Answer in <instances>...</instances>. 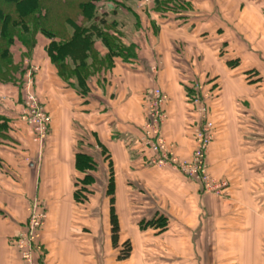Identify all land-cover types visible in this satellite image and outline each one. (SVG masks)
Wrapping results in <instances>:
<instances>
[{
	"label": "crops",
	"instance_id": "0c3cea01",
	"mask_svg": "<svg viewBox=\"0 0 264 264\" xmlns=\"http://www.w3.org/2000/svg\"><path fill=\"white\" fill-rule=\"evenodd\" d=\"M121 1L101 0L97 10L126 51L108 56L94 37L99 61L110 64L96 65L84 87L60 76L43 35L21 82H0V264H23L15 240L35 200L48 214L36 264H264V0ZM31 77L52 115L39 143L20 119ZM205 81L218 85L207 164L229 182L225 196L152 165L142 143L160 87L169 96L164 138L190 160L199 121L187 95ZM78 152L97 163L85 202L75 199ZM127 241L131 254L120 259Z\"/></svg>",
	"mask_w": 264,
	"mask_h": 264
},
{
	"label": "trees",
	"instance_id": "16d2710c",
	"mask_svg": "<svg viewBox=\"0 0 264 264\" xmlns=\"http://www.w3.org/2000/svg\"><path fill=\"white\" fill-rule=\"evenodd\" d=\"M100 1L0 0V82L17 84L25 74L21 62H15L13 46L16 41L19 40L24 48L21 58H31L38 37L43 35L51 40L47 51L60 76L67 81L75 77L84 87L96 65H106L108 62L110 64V57L108 62L99 61L94 37L103 39L110 51L108 56L113 53L123 54L126 51L117 35L111 33V30L115 29L108 23L106 14L97 10ZM130 1L132 0H122L121 4L126 6ZM100 26H103V29H100ZM96 166L94 157L77 153L76 167L82 173L76 180V201L85 202L94 194L91 186L95 179L91 171H94ZM111 214L112 236L117 243L120 227L113 204ZM131 248L130 241L125 242L119 258H128Z\"/></svg>",
	"mask_w": 264,
	"mask_h": 264
},
{
	"label": "built area",
	"instance_id": "2783aa9c",
	"mask_svg": "<svg viewBox=\"0 0 264 264\" xmlns=\"http://www.w3.org/2000/svg\"><path fill=\"white\" fill-rule=\"evenodd\" d=\"M189 87L191 92L188 91V101L192 104L199 121L194 132L195 148L190 160L179 157L174 147L164 138L162 130L168 119L165 106L169 96L160 87L154 88L150 93L149 116L144 127L142 143L145 149L152 153L150 157L152 165L172 167L197 181L205 193L224 195L228 181L215 178L207 164L210 147L216 135V122L210 116L209 100H213L216 93H210L201 82ZM32 88L33 79L28 81L25 88L27 91L24 96V110L20 119L31 127L34 139L42 142L49 133L52 116ZM29 212L28 222L16 238L15 247L23 264H36L37 255L43 252L41 231L48 214L38 200L33 202Z\"/></svg>",
	"mask_w": 264,
	"mask_h": 264
},
{
	"label": "rangeland",
	"instance_id": "374dc122",
	"mask_svg": "<svg viewBox=\"0 0 264 264\" xmlns=\"http://www.w3.org/2000/svg\"><path fill=\"white\" fill-rule=\"evenodd\" d=\"M181 2L183 1V0H180ZM156 2H158V3H156V4H158L159 6L161 5V6H165L166 8H169L170 7V5L171 4H174L173 3V1L172 0H158V1H156ZM179 4V3H178ZM176 5V4H175ZM177 7V6H176ZM18 47H21L22 48V51H24V48H23V45H22V43L18 40V41H16V43H15V46H13V49H17ZM24 53V52H23ZM30 61V57H23L22 56V62H21V64L23 65V68H24V70L26 71L27 70V67H28V62ZM27 66V67H26ZM31 79H32V77H31ZM30 79V80H31ZM206 82V81H205ZM200 83V82H199ZM204 84V83H203ZM205 87H206V89L210 92V93H212V92H215L216 94L218 93V91H216L217 89H218V85H215V83H214V81L212 82H206L205 84ZM33 89V88H32ZM34 91V90H33ZM41 102V101H40ZM47 110V109H46ZM50 114V113H49ZM52 116V115H51ZM260 118L262 119L263 117L262 116H260ZM259 120V119H258ZM52 122V121H51ZM259 124H261V122H258ZM49 128H51V124H50V127ZM262 129H264V128H262ZM49 134V133H48ZM47 137H48V135H47ZM47 137H46V139H47ZM45 139V140H46ZM40 142V141H39ZM38 142V143H39ZM43 142V141H42ZM93 171H91V173H92ZM93 175V174H92ZM216 178V177H215ZM218 179V178H217ZM220 180H222V179H220ZM228 186H229V182H228ZM93 189H94V184L91 186ZM211 194H214V193H211ZM215 195H217V194H215ZM226 195V192L224 193V195H220V196H225ZM92 196V195H91ZM91 196H89V198H88V200L87 201H89L90 200V198H91Z\"/></svg>",
	"mask_w": 264,
	"mask_h": 264
}]
</instances>
